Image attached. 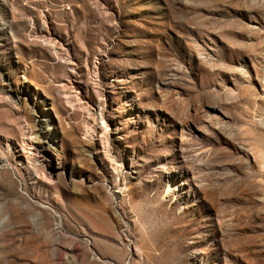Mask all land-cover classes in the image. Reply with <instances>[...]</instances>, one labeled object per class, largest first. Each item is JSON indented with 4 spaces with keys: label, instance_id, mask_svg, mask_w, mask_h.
Masks as SVG:
<instances>
[{
    "label": "rangeland",
    "instance_id": "obj_1",
    "mask_svg": "<svg viewBox=\"0 0 264 264\" xmlns=\"http://www.w3.org/2000/svg\"><path fill=\"white\" fill-rule=\"evenodd\" d=\"M0 264H264V0H0Z\"/></svg>",
    "mask_w": 264,
    "mask_h": 264
},
{
    "label": "bare ground",
    "instance_id": "obj_2",
    "mask_svg": "<svg viewBox=\"0 0 264 264\" xmlns=\"http://www.w3.org/2000/svg\"><path fill=\"white\" fill-rule=\"evenodd\" d=\"M33 133L31 128H26L24 131V136L26 137L24 140V148L30 149L32 147V140H31V134Z\"/></svg>",
    "mask_w": 264,
    "mask_h": 264
}]
</instances>
